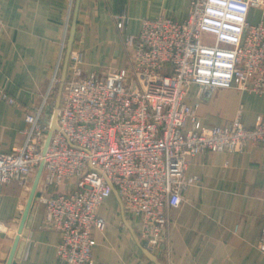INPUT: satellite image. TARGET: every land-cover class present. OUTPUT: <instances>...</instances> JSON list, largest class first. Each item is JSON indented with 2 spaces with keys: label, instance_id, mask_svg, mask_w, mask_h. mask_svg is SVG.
<instances>
[{
  "label": "built area",
  "instance_id": "obj_1",
  "mask_svg": "<svg viewBox=\"0 0 264 264\" xmlns=\"http://www.w3.org/2000/svg\"><path fill=\"white\" fill-rule=\"evenodd\" d=\"M74 1L67 2L57 68L65 56ZM253 10L260 14L256 24L250 22ZM127 22L128 18L121 15L115 19L116 29L123 31ZM128 44H134L139 51H136L135 59L129 60L131 64L124 68L123 80L134 69L144 75L138 70L137 62L141 55L146 57L145 49L151 50L154 65L161 67L163 63H169L164 72L174 73L176 79L166 78L162 84L148 85V92L140 94L125 85L132 80L120 82L122 86L118 82L121 76L114 74L104 88L99 86L88 93L83 88L80 94L72 96L73 104L80 107L81 103L79 118L85 125L76 128L74 119L68 118L67 112L63 114V107L58 108L57 130L53 132L45 153L39 154V150L45 148V142L41 143L39 133L32 130L26 135L25 145L0 154V186L4 181H19L27 188L28 175L42 166L37 190L40 199H45L46 227L60 234L56 248L58 264H92L94 232H103L106 228L96 210L113 189L123 210L136 215L140 221V244L151 251L159 250L167 225L166 209L178 207L183 192L196 180L185 176L191 159L227 149L240 152L248 143L264 149V120L250 128L244 127L239 118L227 126L209 129L198 127L196 122L195 128L185 134L184 124L189 116H194V111L182 101L193 85L198 87L201 99H208L218 89L239 87L264 94V0H190L189 12L183 22L166 17L144 19L137 37L125 38L124 45L128 47ZM126 49L129 53V47ZM82 63L83 55L73 51L69 59L70 72L74 69L81 73ZM56 71L55 68L53 82ZM145 94L146 100L143 98ZM137 103L143 112L140 108L136 110ZM145 109H151L155 116L169 119L168 126L162 125L161 121L150 122L148 118L152 116L145 115ZM113 112L123 113L133 123L116 126L123 130L119 138L113 130L107 135L99 120L101 113L109 119ZM26 114V126L39 127L40 133L50 131L52 117L47 121L43 109L32 108ZM95 116L100 124L93 126L90 117ZM100 132H104L106 138L102 142L98 140ZM162 132H165L164 136L156 140ZM76 134L82 135L77 139L83 147H76L78 151L72 153L62 148L64 141L71 144L70 138ZM100 144L102 147L109 145L110 149H100ZM95 148L100 150L97 152ZM67 155L69 160H66ZM137 159L141 163H136ZM65 177H77L78 180L70 190L59 193L57 187ZM49 183L50 194L45 195L44 187ZM132 190L139 193V199H132ZM146 199H149L147 203ZM146 215L152 216V220ZM0 230H5L2 221ZM262 234L264 239V231Z\"/></svg>",
  "mask_w": 264,
  "mask_h": 264
},
{
  "label": "crops",
  "instance_id": "obj_2",
  "mask_svg": "<svg viewBox=\"0 0 264 264\" xmlns=\"http://www.w3.org/2000/svg\"><path fill=\"white\" fill-rule=\"evenodd\" d=\"M67 2L0 0V154L22 145L26 113L49 94ZM189 5L190 0H81L73 48L84 53L82 68L92 73L102 66L126 67L124 41L139 33L142 19L182 22ZM120 15L128 18L121 32L115 27ZM198 90L191 86L185 103L194 107L200 126L224 127L238 116L250 128L264 120V94L218 89L203 101ZM191 126L187 118L184 130ZM185 176L196 180L183 192L178 207L166 209L164 242L152 253L156 263L138 247V219L123 212L112 193L98 209L106 228L94 232L92 264H264L257 249L264 225V149L249 143L240 152L200 154L190 160ZM72 187L63 181L57 188ZM29 195L16 181L0 189V221L12 233H0V264L11 252ZM59 238L45 225L43 204L33 199L19 234L15 264H58Z\"/></svg>",
  "mask_w": 264,
  "mask_h": 264
},
{
  "label": "rangeland",
  "instance_id": "obj_3",
  "mask_svg": "<svg viewBox=\"0 0 264 264\" xmlns=\"http://www.w3.org/2000/svg\"><path fill=\"white\" fill-rule=\"evenodd\" d=\"M75 3H76V0L74 1ZM190 6V5H189ZM74 8H75V6H74ZM258 12V11H257ZM257 12H253L252 13V16L250 17V22H253V23H256V22H258V20L260 19L259 18V12L257 13ZM73 13H74V10H73ZM121 16V15H120ZM120 16H117L116 17V20H117V18L118 17H120ZM156 18H159V17H155V18H146V19H156ZM72 20H73V16H72V19H71V23H72ZM142 20H144V19H142ZM183 22V21H182ZM141 23H142V21H141ZM116 27V26H115ZM63 30H64V27H63ZM140 30H141V28H140ZM140 32V31H139ZM62 33H63V31H62ZM123 34V33H122ZM139 34V33H138ZM137 34V35H138ZM137 35L135 36V37H137ZM63 38V36L61 35V37H60V41H59V46H60V44H61V39ZM134 45V44H133ZM133 45H130V44H128V47H129V49L131 50H129V53H128V63H127V65H126V67L128 66V64H131V63H129V60L130 61H132L133 59H135V54H136V51H139L136 47H134ZM74 46V45H73ZM135 46H138V44L137 43H135ZM127 46H125V48H128ZM60 48V47H59ZM146 51H144L143 53L146 55V57H144L143 58V55H141L140 57H139V61L137 62L138 63V67H139V69L138 70H140V71H143V74L144 75H142V72H137V70L136 69H134V71L132 70V72L131 73H129V74H127L126 75V78H125V80H123L122 79V77H123V74H122V72L123 71H125L124 70V68H126V67H124V68H112V67H110V66H106V67H104V66H102L101 67V69H99V71L98 72H92V73H88V72H86L83 68H82V66H83V64H84V53L81 51V50H78V49H72V51H71V53H70V55L73 53V51L74 52H79V53H81L82 55H83V63H82V65H80V71H81V73L78 71V70H72L71 72H70V67H69V61H68V68H67V75H66V78H65V81H64V84H63V88H62V93H61V98H60V103H59V106H58V108H62L63 107V114H64V112H67L66 113V115H67V117L68 118H71V119H74V121H73V123L75 124V127L76 128H78V127H82L83 125H85V123H81L82 121H81V119L82 118H79V116H81V114H80V107H81V103H80V107L78 106V105H75V104H73L72 103V101L74 100L73 98H72V96L74 95V94H76V93H81V91H82V89L84 88V89H87V90H85V92L86 93H88V92H90V90H96V88L97 87H99V86H102L103 88H104V86L106 85V83H107V81L114 75V74H116L117 76H121V79L119 80L118 79V82L120 83H123L124 81H128V82H130V80H132V82L130 83V84H125V85H129L130 87H131V89L133 90V89H136L140 94H143V93H147L148 92V90H149V86L148 85H151V84H157V83H160V84H162L163 83V81H164V79H166V78H169V79H176V76L174 75V73H170V74H166L167 72H164V70H166L169 66H170V64L169 63H163L162 65H161V67H160V69H159V67L158 66H156V65H154V63H153V60L151 59V56H152V54H151V50L150 49H145ZM59 54V53H58ZM70 55H69V59H70ZM64 58H65V56H63L62 57V60H61V64H59V68H57L56 67V65H57V62H58V55H57V57H56V65H55V68L56 69H58V71H56V80L53 82L52 80H51V83H50V86H49V94L44 98V100H43V102L39 105V106H37V107H35V108H40V110L41 109H43L44 110V112H45V116H46V119H47V121H49L50 120V117H52V115H53V111H54V109H55V103H56V99H57V94H58V90H59V85H60V81H61V75H62V67H63V65H64ZM143 58V59H142ZM261 60H259L258 62H260ZM74 61L72 62V66L74 67ZM71 64V63H70ZM256 66H258V65H256ZM54 68V69H55ZM250 70H254V69H250ZM68 71H69V73H68ZM71 73V74H70ZM68 74H69V76H70V81H69V76H68ZM83 74H85L86 76H83ZM94 77V78H93ZM67 81H69V83L66 85V83H67ZM70 83H71V85H70ZM120 83V84H121ZM122 86H124L123 84H121ZM115 88H117L116 87V82H115ZM238 90H241L242 92L244 91V92H250V91H248V90H246V89H243L242 87H239V88H237ZM187 93H188V90H187ZM82 94H84V93H82ZM50 95V96H49ZM178 95H181V94H178ZM177 95V96H178ZM186 96H187V94L184 96V98L182 99V101L185 103V99H186ZM198 96H199V90H198ZM143 98H144V100H146L147 99V96H146V94L143 96ZM199 98L201 99V97L199 96ZM49 99V100H48ZM201 100H205V99H201ZM78 101V100H77ZM46 102H48V103H50V110L49 111H47V109H46V106H47V104H46ZM71 102V103H70ZM182 102V103H183ZM172 103V102H171ZM183 103V104H184ZM186 104V103H185ZM151 105H154V104H152L151 103ZM186 105H188V104H186ZM192 107V106H191ZM140 108V110L143 112V108L142 107H140V103H137V106H136V110H138ZM169 108H171V105H170V107ZM121 109V108H120ZM152 109V108H151ZM151 109H150V111H148L147 109H145V115H147V114H150L152 117L151 118H148V120L150 121V122H155V123H158V122H162L163 124L162 125H164L165 127H167L168 126V123H169V119H165V117H159L158 115H156L155 116V114H152L151 113ZM135 110V111H136ZM135 111H134V113H132V114H135ZM193 111H194V116H195V118H194V116L193 117H191V116H189L188 118H190V120H191V122H192V120H193V122H192V126H191V128L189 129V130H187V131H185L184 129H183V132H186L185 134H187L193 127H194V123H196V122H198V120H197V117H196V115H195V109H194V107H193ZM121 112H122V110H121ZM125 113V112H124ZM27 114L25 115V122L27 123V121H28V119H27ZM96 118H97V116H95V117H90V120H93L94 121V125L93 126H95V125H99L100 124V122H97L96 121ZM237 118H239L238 116L237 117H235L231 122H233L234 120H236ZM164 119V120H163ZM99 120H101L102 121V123L104 124L103 126L105 127V129H104V132L107 134V135H109V133L111 132V130H113V134L115 133V136H116V138H119L120 137V134L122 133V131L123 130H121V129H119V128H116V126H118V125H126V126H130V125H133V123H131L129 120H127L126 118H125V116H124V114L123 113H121V115H119L118 113H116V112H113V114H112V117L111 118H107V116H104L103 115V113H101V115H100V118H99ZM163 120V121H162ZM133 121V120H132ZM135 121V120H134ZM158 121V122H157ZM230 122V123H231ZM230 123H228V125L230 124ZM93 126H91V128L93 129L94 127ZM125 126V127H126ZM184 126H185V124H184ZM227 126V125H226ZM171 127H173V126H171ZM198 127H200V125L198 126ZM202 127H204V128H207V129H209V127H207V126H202ZM210 127H213V126H210ZM113 128H115V129H113ZM184 128V127H183ZM195 128V127H194ZM85 129H87V128H83V130H85ZM35 131V132H38L39 133V141L41 142V143H43V142H46V139H47V134H48V132H46V133H40L39 132V127H37V128H34L33 126H26V128L22 131V134H23V137H24V140H23V142L25 141L26 142V140H27V138H26V135L27 134H29L30 133V131ZM86 131H89V130H86ZM167 131V130H166ZM104 132H100V134L98 135V140H100V142H102L103 141V139L105 138V136L103 135L104 134ZM164 133L165 132H162V135H157V137H156V140H158L159 139V137H163L164 136ZM80 136H82L81 134H76V136L75 135H73L70 139H71V144H67L65 141H64V145H61L62 146V148H66L68 151H71V153L72 152H76V151H78L77 150V148L76 147H79V146H81V147H83V144H82V142H80L77 138H80ZM106 139V138H105ZM50 141H51V139H50ZM49 144H50V142H49ZM249 144V143H248ZM23 145H25L24 143H22V145H20L19 147H22ZM247 145V144H246ZM245 145V146H246ZM257 145V144H256ZM49 146V145H48ZM244 146V147H245ZM243 147V148H244ZM261 147V146H260ZM48 148V147H47ZM103 148H105V151H107L108 149H110V146L109 145H106L105 147H102L101 146V144H100V149H103ZM263 148V147H262ZM99 148H95V151H99L100 150ZM42 150V149H41ZM41 150H39V154H41V153H43V151H44V149L41 151ZM227 151V152H226ZM226 151H224L225 153H234V152H231V151H229V149H227ZM46 152V151H45ZM166 152H167V150H166ZM96 153V152H95ZM207 153H214V152H207ZM205 154V153H204ZM95 157V156H94ZM96 159H98L97 157H95ZM66 160H69V155H67V157H66ZM136 163H141V160H139V159H137L136 160ZM144 163H146L145 161H144ZM63 166H65V164L63 163ZM66 166H68V165H66ZM75 167H77V164L75 165ZM37 172L38 171H36V172H34V173H30L29 175H28V177H27V179L29 178V180H28V185H27V188L28 187H32V185H33V182H34V179H35V177H36V174H37ZM86 172H88V171H86ZM85 172V173H86ZM26 179V180H27ZM65 179V181L66 182H68L69 184H72L73 185V183L75 182V181H77L78 180V178L77 177H75V178H69V177H65L64 178ZM40 181V180H39ZM39 181H38V183H39ZM12 182V181H11ZM16 182H18L19 184H20V186L26 191L27 190V188H26V185H25V183L23 184L22 182H19V181H16ZM10 182H6V181H4L3 183H2V185L0 186V189H1V187L2 186H4V185H6V184H9ZM30 184V185H29ZM28 191V190H27ZM43 191V190H42ZM44 191H46V193H44L45 195H47V194H50V183L47 185H45V187H44ZM58 192L59 193H62V192H64L63 190H58ZM43 194V197L45 196ZM131 197H132V199H134V198H136V199H139L140 198V195H139V193H137L135 190H132V193H131ZM50 198V197H49ZM57 200H58V198H57ZM38 201L41 203V204H43V206L45 205V199L43 198V199H40V196L38 197ZM149 201V199H146L145 200V202L147 203ZM61 204V202L59 201V205ZM77 204H78V202H77ZM78 206V205H77ZM100 207V206H99ZM44 209H45V206H44ZM97 209V208H96ZM99 209V208H98ZM124 212L125 213H127V214H129L127 211H125L124 210ZM96 213H97V215L99 216V214H98V210H96ZM131 215H133V214H131ZM134 216V215H133ZM136 216V215H135ZM134 216V217H135ZM148 215H146V217H147ZM100 218H102L101 216H99ZM148 217H150V219L152 220V216H148ZM45 218H46V214H45ZM137 218V217H136ZM78 219V218H77ZM103 219V218H102ZM138 219V218H137ZM153 219H155V220H157L156 218H153ZM104 220V219H103ZM154 222V221H153ZM138 223H140V221H139V219H138ZM167 223H168V219H167ZM5 224V230H0V233H5V234H9L10 232V230H11V227L10 226H8L6 223H4ZM151 224H153V223H151ZM139 228H140V226H139ZM166 228H167V225H166ZM166 228H165V232H166ZM263 231H264V225H263V227H262V229H261V233H260V237H259V240H258V243H257V249H258V251H260V253H262L263 255H264V239L263 238H261V236L263 235L262 233H263ZM58 233V232H57ZM11 235H12V233H10ZM59 234V233H58ZM60 235V234H59ZM10 236V235H9ZM15 237H14V239L18 236L17 234L16 235H14ZM163 236L165 237V234H163ZM261 238V239H260ZM60 239V238H59ZM137 239H138V242L140 243V236L139 235H137ZM163 242H164V239H163ZM141 245V244H140ZM142 246V245H141ZM162 246V245H161ZM143 247V246H142ZM57 248V247H56ZM144 249H146L145 247H143ZM161 248V247H160ZM262 249V250H261ZM147 251H149V252H151V253H154V252H156V251H158V250H153V251H151V250H148V249H146ZM16 251V250H15ZM16 253V252H15ZM10 255V254H9ZM56 257H57V255H56ZM8 258H9V256L7 257V259H6V261L4 262V264H6V262L8 261ZM13 261H14V264H15V254H14V257H13ZM92 261H93V250H92ZM58 263V262H57ZM66 264H68V263H66Z\"/></svg>",
  "mask_w": 264,
  "mask_h": 264
},
{
  "label": "water",
  "instance_id": "obj_4",
  "mask_svg": "<svg viewBox=\"0 0 264 264\" xmlns=\"http://www.w3.org/2000/svg\"><path fill=\"white\" fill-rule=\"evenodd\" d=\"M80 1L81 0H76V3H75L74 13H73V20H72V23H71V26H70L68 41H67V45H66L64 65L62 67L61 81H60L59 90H58V94H57V99H56V103H55V109L53 111V115H52V118H51L50 131H48V134H47V139H46V142H45V148H44L43 153H45V151H46V149H47V147L49 145V142H50V139L52 137L53 132L57 130V123H56L57 110H58V106H59V103H60V98H61L63 84H64V81H65V78H66V75H67L69 55H70V53H71V51L73 49V45H74L75 40H76L77 17H78V12H79V8H80ZM41 169H42V166H40V168L38 169V172H37L36 177L34 179L33 185L31 187L29 199H28L26 208H25V210L23 212V217L21 219L20 227H19V230H18V233H17L18 236L14 240L13 247L11 249V252H10V255H9V258H8V261L6 262V264H14L13 257H14L15 250H16V247H17V244H18L19 234L21 233L22 226L24 224V221L26 219L28 211L30 210V206L32 204L33 199H38V197L40 196L39 192L36 191V187L38 185V181H39V178H40V175H41ZM112 193H114L115 196L117 197V199H118V201H119V203H120V205L122 207V210H123L122 203H121V201H120L119 197L117 196V194H116L114 189H113ZM123 212H124V210H123ZM138 247L152 262L156 263V256L155 255H153L151 252H149L146 249H144L140 245V243H138Z\"/></svg>",
  "mask_w": 264,
  "mask_h": 264
},
{
  "label": "bare ground",
  "instance_id": "obj_5",
  "mask_svg": "<svg viewBox=\"0 0 264 264\" xmlns=\"http://www.w3.org/2000/svg\"><path fill=\"white\" fill-rule=\"evenodd\" d=\"M37 188H38V186L36 187V191L39 192V191L37 190ZM30 191H31V187H30V189H29V192H30Z\"/></svg>",
  "mask_w": 264,
  "mask_h": 264
},
{
  "label": "trees",
  "instance_id": "obj_6",
  "mask_svg": "<svg viewBox=\"0 0 264 264\" xmlns=\"http://www.w3.org/2000/svg\"><path fill=\"white\" fill-rule=\"evenodd\" d=\"M72 16H73V14H72Z\"/></svg>",
  "mask_w": 264,
  "mask_h": 264
}]
</instances>
